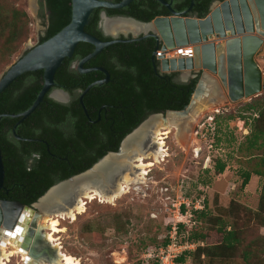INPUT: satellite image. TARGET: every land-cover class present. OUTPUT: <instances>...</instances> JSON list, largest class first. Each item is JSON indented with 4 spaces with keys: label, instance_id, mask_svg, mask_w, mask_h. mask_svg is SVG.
Segmentation results:
<instances>
[{
    "label": "trees",
    "instance_id": "16d2710c",
    "mask_svg": "<svg viewBox=\"0 0 264 264\" xmlns=\"http://www.w3.org/2000/svg\"><path fill=\"white\" fill-rule=\"evenodd\" d=\"M19 1L0 0V71L13 63L31 36L33 19L26 9L18 5ZM111 1L119 3L123 0ZM148 1L152 2L149 6L151 10L143 6V2ZM167 1L173 2L172 7L177 12L188 10L192 4V0ZM216 1L224 0H195L188 15L204 18ZM41 7V18L47 27L40 40V43H44L71 23L73 5L72 0H42ZM138 8L141 9L140 13ZM104 10L111 17L129 16L143 22H151L159 15L172 14L158 0H134L121 9L96 8L86 31L104 41L113 40L100 27ZM156 47L154 37L118 42L85 64L86 68L104 67L111 75L109 82L94 86L85 95L84 104L89 115L80 102L81 94H78L72 108L54 101L47 94L39 108L16 128L24 138L40 136L47 143L13 137L12 131L19 118L11 116L32 107L44 86L45 70L25 73L4 91L0 97V114L9 115L0 121V142L6 169L4 185L11 189L13 200L31 206L54 185L91 169L109 152L118 151L124 138L152 114L187 108L198 78L178 83L174 79L175 74H158L152 60ZM94 50L93 44L81 42L74 55L67 57L58 69L56 87L71 92L86 90L92 83L106 78V74L100 70L83 73L79 69H69L72 61H80ZM246 109L254 110L259 115L254 118L250 148L264 151V100L249 104ZM63 110L73 111V124L68 130L61 129L58 124L64 119L61 117ZM32 121L37 124L36 131L42 134L22 131ZM39 144L40 147L36 148ZM31 148L41 154V160L32 170L27 164L31 155L27 151ZM255 167L252 172L245 173L244 186L250 183L253 174L264 178V153L257 159ZM225 169L226 165L219 163L217 172L224 173ZM217 208V213L208 207L194 212L197 224L185 237L198 243V246L181 255L177 264H184L189 257L197 264H264V233L261 231L264 228V183L257 209L238 200H232L227 207ZM116 228L122 230L118 224ZM171 228L172 225L168 226V229ZM184 229L186 225L180 224L181 234L186 233ZM215 232L222 235V239L215 243L207 242ZM169 243L167 238L161 245H150L145 251Z\"/></svg>",
    "mask_w": 264,
    "mask_h": 264
},
{
    "label": "rangeland",
    "instance_id": "374dc122",
    "mask_svg": "<svg viewBox=\"0 0 264 264\" xmlns=\"http://www.w3.org/2000/svg\"><path fill=\"white\" fill-rule=\"evenodd\" d=\"M41 1L18 2L20 7L30 13L33 23L30 39L23 45L13 63L27 51L28 46L40 44L41 37L47 30L41 18ZM256 60L264 73V45ZM6 68L0 71V75ZM206 72L214 79L219 93L212 96V90L209 96L202 94L203 99L195 94L194 101L208 102L216 98L218 103L217 107L206 111L194 125L193 136L188 145L184 146L178 141L174 130L166 139L167 156L150 169L146 182L139 189H131L113 204L102 203L98 199L89 201L86 211L78 215L76 220L61 221L62 231L56 234L58 242L80 264H142V257L148 246L161 245L166 241L170 233L168 226L172 225L174 228L178 223L184 224L188 236L197 224L194 213L196 210L193 205L189 213L185 204L179 209L184 200L197 206L199 201L204 200L203 210L208 207L214 213H217V207H227L232 200L257 209L264 178L258 177L257 182L252 183L253 174L251 183L247 186L243 183L245 173L256 168L257 159L264 151L250 148L254 118L259 115L246 108L249 104L264 100V89L256 96L232 102L219 76L208 70ZM198 75L196 78L199 82L200 72ZM194 101L190 106L191 110ZM191 110L184 118H178L184 120L186 126H190L187 117L191 115ZM229 116L235 118L229 119ZM158 117L152 120H157ZM163 118L166 121L170 118L169 114ZM119 160L129 162L128 158ZM219 163L226 165L224 173L217 172ZM252 194L256 195L253 198L257 202L250 198ZM117 224L121 231L116 228ZM261 231L264 233V228ZM221 239L222 235L215 232L207 242L215 243ZM8 264H26V259L22 255H16ZM184 264L197 263L189 257Z\"/></svg>",
    "mask_w": 264,
    "mask_h": 264
},
{
    "label": "water",
    "instance_id": "95a60500",
    "mask_svg": "<svg viewBox=\"0 0 264 264\" xmlns=\"http://www.w3.org/2000/svg\"><path fill=\"white\" fill-rule=\"evenodd\" d=\"M133 1L123 0L116 3L111 0H72L73 15L71 23L48 41L37 46H28L27 51L0 75L1 97L4 91L25 73L39 69L45 70L44 86L32 107L23 113L11 115L14 118H19L14 130L16 133L17 126L39 108L47 94L52 93L55 96L58 91L62 92L64 96L67 94L64 89L56 87V73L64 60L74 55L77 46L81 42L93 44L95 50L79 61L80 71L89 73L100 70L106 74V78L92 83L83 91L81 103L87 115L89 114L84 104L85 95L94 86L109 82L111 75L104 67L86 68L85 64L115 43L154 37L158 43L154 57L161 49L157 58L161 61L163 72H183L186 81H189L191 77H198V73L202 72L201 79L187 108L152 114L124 138L118 151L109 152L91 169L54 185L31 206L20 204L19 211L9 224L4 223V205L0 203V235H4L2 242L6 245L8 238H19L23 251L28 253L26 264L28 262L44 264L45 259H56L58 256L56 249L45 240L44 232L38 222V219L44 215L46 210L57 209L54 206H45L48 197L70 182L89 176L107 158L124 156V147L127 141L135 137L154 117L161 115L164 117L169 113H177L183 117L187 116L191 110L190 106L193 104L194 95H198L203 80L209 77L206 70L219 76L232 102L256 96L264 89V73L256 60L264 45V0L216 1L211 13L204 18L188 15L195 4V0H192L190 8L183 12L175 11L167 0H158L171 9V15L158 16L151 22H143L132 17H111L106 12H102L101 26L108 35H113V40L104 41L86 31L91 14L96 8L121 9L130 5ZM118 19L136 21L146 26V30L139 34L130 32L133 37L121 39L118 37L121 32L117 35L113 34L105 25L107 20L115 21ZM130 33L128 35L124 34L129 36ZM190 45L194 46V56L167 57V53L175 52ZM8 115L0 114V121ZM150 118L151 120H149ZM117 176V174H114V179ZM5 178L6 169L0 142V191L4 188ZM62 207L59 206L58 209H62ZM5 233H11V235H5Z\"/></svg>",
    "mask_w": 264,
    "mask_h": 264
},
{
    "label": "bare ground",
    "instance_id": "6f19581e",
    "mask_svg": "<svg viewBox=\"0 0 264 264\" xmlns=\"http://www.w3.org/2000/svg\"><path fill=\"white\" fill-rule=\"evenodd\" d=\"M105 25L113 34L119 32L139 34L146 30V26L143 24L129 19L107 20ZM188 56H192V54ZM211 78L209 76L203 80L198 98L203 99L201 95L204 93L210 95L209 92L212 90H208L206 82L215 83ZM218 93V90L215 89L212 96ZM55 96L64 98L60 91L56 92ZM215 100L217 99L212 98L208 102L204 101L205 103L199 102V100L198 102L194 101L192 113L187 117L190 126H186L185 121L180 120L184 117L177 113H169L170 118L166 121L162 115L157 116V120L154 119L151 123H147L135 137L127 141L124 147V156L107 158L89 176L72 181L60 190L53 192L45 202V206H54L57 209H45L39 223L45 240L52 244L58 256L56 259H45L44 264H80L74 256L66 253L61 243L58 242L56 234L62 231L61 221L64 219L76 220L78 215L86 211L89 201L98 199L102 203L113 204L131 189H139L146 182L150 169L161 163L167 156L165 147L169 134L175 130L178 141L187 146L193 136L194 125L197 124L200 117L206 111L217 107L218 101ZM184 133H186L185 136ZM121 158H128L129 162L119 160ZM114 174L118 175L116 179L113 177ZM59 206H63L62 209H58ZM3 236V234L0 235V264H8L11 258L16 255H22L24 259L27 258V253H24L19 238H8V243L5 245L2 242ZM27 264L34 263L28 262Z\"/></svg>",
    "mask_w": 264,
    "mask_h": 264
},
{
    "label": "flooded vegetation",
    "instance_id": "af4514ba",
    "mask_svg": "<svg viewBox=\"0 0 264 264\" xmlns=\"http://www.w3.org/2000/svg\"><path fill=\"white\" fill-rule=\"evenodd\" d=\"M171 3V5H172V3L173 2H170ZM215 3V2H214ZM214 3H213V5L211 6V11H212V9H213V6H214ZM152 5V2L151 1H148V2H143V6L147 9H149V10H151V8H149V6H151ZM145 8H142V9H145ZM169 8V7H168ZM173 8V7H172ZM170 9V8H169ZM42 10V9H41ZM138 10V12L140 13V10L141 9H137ZM171 10V9H170ZM148 11V10H147ZM211 11H210V13H211ZM103 12H106L107 14H108V12L107 11H103ZM171 13H172V11H171ZM209 13V14H210ZM159 16H164V15H159ZM113 17H121L120 15L119 16H113ZM123 17H129V16H123ZM158 17V16H157ZM133 18V17H132ZM100 27L102 28V30H103V32H104V34L106 35V36H109V37H112V38H114L113 37V35H108L106 32H105V30L103 29V27L101 26V23H100ZM126 33V32H125ZM131 37H133V35L130 33V35L129 36H127V35H125L123 32H121L120 33V36H119V38H123V39H127V38H131ZM157 47H158V43H157ZM157 47H156V49H155V51H154V53H153V55H152V60H153V64H154V68H155V71L158 73V74H160L161 76H165V75H172V74H175V77H174V79H175V81L176 82H178V83H187V82H189L191 79H194L193 77H191L190 79H189V81H186V79H185V76H184V73L183 72H175V73H165V72H163V69H162V65H161V61L157 58L158 57V55H159V53L161 52V49H159V51H158V54H157V56L156 57H154V54H155V52H156V50H157ZM69 69L71 70V71H74V70H77V69H79V61H72L71 63H70V67H69ZM80 70V69H79ZM194 74H197V73H194ZM200 74H202V72L200 73ZM215 82V81H214ZM217 85L216 84H214V83H207V87H208V90H215V89H217V87H216ZM63 89V88H62ZM65 90V89H64ZM66 92H67V94L64 96V98H58V97H55V96H53L52 95V93L51 94H49V97L51 98V99H53L54 101H56V102H58V103H61V104H64V105H67V106H69V107H71V106H73V103H74V101L77 99V97H78V94H81L80 95V102H81V96H82V94H83V91L84 90H79V89H77V90H74L73 92H71V91H67V90H65ZM72 108V107H71ZM63 113H62V115H61V117H64V119L62 120V121H60L58 124H60V126H61V129H64V130H68L70 127H71V125L73 124V120H74V116H73V111H69V110H63L62 111ZM59 114V113H58ZM25 121V120H24ZM24 121L21 123V124H23L24 123ZM17 124H18V122H17ZM16 124V125H17ZM16 125H15V127H16ZM20 125V124H19ZM18 125V126H19ZM17 126V127H18ZM15 127H14V129H13V131H12V136L13 137H15L16 139H18V140H32V141H38V143H47L46 142V140L45 139H42L40 136H37V137H35V138H33V139H27V138H24V137H22L21 135H19L18 133H17V131H16V133H15ZM38 128H37V124L34 122V121H32V122H30V123H27L24 127H23V129H22V131H24V132H30V133H36V134H38V135H40V134H42V132H37L36 130H37ZM18 136H20L21 138H19ZM10 138H11V135H10ZM122 144V143H121ZM48 145V144H47ZM40 147V144L38 145V146H36V148H39ZM48 147H49V145H48ZM120 149V148H119ZM21 153L23 154L24 153V151L23 150H21ZM28 153H31V155H30V157L28 158V160H27V164H28V166H29V169L30 170H32L33 169V167L35 166V165H38V163H39V161L41 160V154L39 153V152H37V151H35V149L34 148H31V149H29V151H27V154ZM26 154V153H25ZM26 154V155H27ZM0 203H2L3 205H4V223H6V224H9V223H11V221L14 219V217L16 216V214H17V212L19 211V209H20V204H22L20 201H17V200H13L12 199V195H11V189L10 188H8V187H5V185H4V188L0 191Z\"/></svg>",
    "mask_w": 264,
    "mask_h": 264
},
{
    "label": "built area",
    "instance_id": "2783aa9c",
    "mask_svg": "<svg viewBox=\"0 0 264 264\" xmlns=\"http://www.w3.org/2000/svg\"><path fill=\"white\" fill-rule=\"evenodd\" d=\"M190 51V52H189ZM194 46L190 45L187 47H182L180 50L175 52L167 53V57H174V56H182V57H189V54L194 56ZM168 190V189H167ZM199 205L197 206L193 202L184 200L180 203L179 209H182V206L187 207V211L191 213L192 207L194 205L195 210H203L205 208V201H199ZM193 215V213H192ZM169 238L170 243L167 246H157L152 247L149 250L145 251L143 254V264H152V262H156V264H177V259L183 255L187 251L195 250L198 246V243L191 242L187 239L186 234H181L180 232V224L172 226L171 230L169 231ZM184 236V237H182Z\"/></svg>",
    "mask_w": 264,
    "mask_h": 264
},
{
    "label": "crops",
    "instance_id": "0c3cea01",
    "mask_svg": "<svg viewBox=\"0 0 264 264\" xmlns=\"http://www.w3.org/2000/svg\"><path fill=\"white\" fill-rule=\"evenodd\" d=\"M258 177L261 179V176H259V175H257V174H254V180L252 181V183H255V182H257V180H258ZM252 179V178H251ZM250 183H251V180H250ZM253 185V184H252ZM248 192V191H247ZM253 197H256V195H251V197L250 198H253ZM254 200V202H257V199L256 198H253Z\"/></svg>",
    "mask_w": 264,
    "mask_h": 264
},
{
    "label": "snow or ice",
    "instance_id": "6c2138e0",
    "mask_svg": "<svg viewBox=\"0 0 264 264\" xmlns=\"http://www.w3.org/2000/svg\"><path fill=\"white\" fill-rule=\"evenodd\" d=\"M5 235H11V233H5Z\"/></svg>",
    "mask_w": 264,
    "mask_h": 264
}]
</instances>
